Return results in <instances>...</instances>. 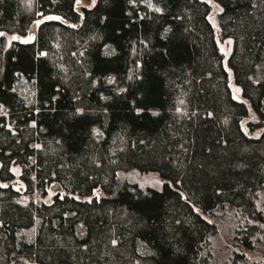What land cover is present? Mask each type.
<instances>
[{
  "label": "trees",
  "instance_id": "obj_1",
  "mask_svg": "<svg viewBox=\"0 0 264 264\" xmlns=\"http://www.w3.org/2000/svg\"><path fill=\"white\" fill-rule=\"evenodd\" d=\"M85 1L0 0V264H212L228 211L264 247V0Z\"/></svg>",
  "mask_w": 264,
  "mask_h": 264
},
{
  "label": "rangeland",
  "instance_id": "obj_2",
  "mask_svg": "<svg viewBox=\"0 0 264 264\" xmlns=\"http://www.w3.org/2000/svg\"><path fill=\"white\" fill-rule=\"evenodd\" d=\"M95 0L91 1V4L94 3ZM211 5V12L209 14V18L212 23L217 27L216 22V15L220 11V5L214 0H206ZM90 2H86L85 0H77L76 8L78 11L82 12L83 7L88 5ZM38 23H34L31 27V31H35L37 28ZM11 38V35H8ZM18 37V36H14ZM13 37V38H14ZM221 44V48L223 50H228L231 44L230 40H226ZM230 85L232 88L233 96L238 100H243L241 88L235 83L233 76H230ZM255 119V115L253 113L250 114L249 117L244 119L243 126L247 128V122L249 120ZM258 131L257 133H259ZM255 133V134H257ZM16 175L19 177L20 170L18 167H14L13 169ZM120 176L124 179H128L134 182H137L141 187L147 186H155L161 187L163 184V179L159 176L156 172H148V173H140L139 171L132 170V171H121ZM20 189L24 190V186L20 184ZM25 196V195H24ZM23 196V197H24ZM260 206L264 209V193L261 194L260 197ZM221 228L218 230L216 234L212 236L213 241V251H214V258L212 264H231L232 261V253L235 251L240 250L239 247H234L233 244H239L237 239L233 236L232 228L236 224L235 218L230 214L228 211L227 213H223L221 215ZM243 251V249H242ZM247 257L251 260H254L257 263H264V247H259L256 250L250 251L245 250L243 251ZM248 264V263H246Z\"/></svg>",
  "mask_w": 264,
  "mask_h": 264
},
{
  "label": "water",
  "instance_id": "obj_3",
  "mask_svg": "<svg viewBox=\"0 0 264 264\" xmlns=\"http://www.w3.org/2000/svg\"><path fill=\"white\" fill-rule=\"evenodd\" d=\"M33 38V36L29 37V38H25L26 41H29ZM58 191L62 192L63 190L62 189H58ZM97 194H101V191H96ZM234 247H239L240 250L243 249L242 245L240 244H233Z\"/></svg>",
  "mask_w": 264,
  "mask_h": 264
}]
</instances>
